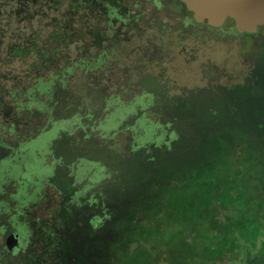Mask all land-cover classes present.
<instances>
[{
  "label": "rangeland",
  "instance_id": "rangeland-1",
  "mask_svg": "<svg viewBox=\"0 0 264 264\" xmlns=\"http://www.w3.org/2000/svg\"><path fill=\"white\" fill-rule=\"evenodd\" d=\"M117 7L127 22H87L86 33L77 26L68 32L70 40L83 39L96 50L75 52L71 41L70 50L55 57L23 58L15 53L19 35L0 39V227L19 232L23 244L17 258L0 245V264H251L241 262L238 252L212 249L206 239L201 245L192 231L215 217L236 219L232 209L240 204H234L232 189L255 188L242 176H252L245 162L264 150V27L238 35L213 32L208 43H200L198 51L208 47L209 62L220 71L210 72L208 82L201 74H172L163 61L160 71L168 73L156 75L145 59L146 74L133 75L128 67L136 57L130 56L138 49L131 37L140 34L142 41L148 33L134 32L131 20L170 13L150 8L147 0H122ZM103 48L109 57L97 62ZM177 62L191 65L184 57ZM68 65L71 73L57 75L31 68ZM105 67L112 69L98 73ZM39 80L48 88L40 90ZM192 80H198L194 89ZM124 104L129 111L107 123L106 115ZM45 132L48 141L40 139ZM28 138H35L33 149L45 147L49 171L39 175L33 199H19L25 178L1 170L9 160L24 171ZM84 161L88 170L79 174ZM176 219L174 237L156 245L158 253L147 259L144 239L152 233L161 239Z\"/></svg>",
  "mask_w": 264,
  "mask_h": 264
},
{
  "label": "flooded vegetation",
  "instance_id": "flooded-vegetation-1",
  "mask_svg": "<svg viewBox=\"0 0 264 264\" xmlns=\"http://www.w3.org/2000/svg\"><path fill=\"white\" fill-rule=\"evenodd\" d=\"M113 1H115L116 4L108 6L104 0H0V39L3 38L5 34L13 31L16 33V36L19 35L20 40L15 46V53H20L23 58L47 59L49 57H55L58 52L65 53V49L70 50V47L72 46L71 41L76 43L72 46L75 52L77 50L84 51L86 47L89 50H96L97 46L93 44L85 46V40L83 39H78L79 41H75L74 39L70 40L68 32H70L71 27L77 26L80 31L86 33L87 22H113L114 20H112V18L116 19L115 22H127L128 19L126 21L125 19H120V14L117 13V3L122 0ZM147 1L151 4L150 8H154V10L157 11L164 10L167 13H170V17L168 18L167 15L162 12H156V19L154 17L151 19H140L138 16H135V19L131 20V22H134L132 24L133 28L131 25L129 28L131 27L136 33L146 31L148 34L145 37L143 36L142 41L140 34H135L131 37L135 40L134 45L138 49V52L136 55L130 56L132 58L136 57V59L130 63V65L133 66L130 67L129 65L128 69H130L128 70V74H146V68L141 64V62H143L141 60L145 59V62L148 60L154 64L156 71L154 73L156 75L168 73V71H160L163 68L160 66L159 62L163 61V66H166L167 70L172 74H201L205 76V80L208 82L211 77L209 75L210 72L217 75L220 71L214 66L213 62H209L208 47L202 49L200 52L198 51L200 43H208L213 32H219L222 35L248 33L236 31L234 28V21L230 17H227L221 26L210 25L206 20L202 22L196 21L193 18V13L187 9L182 0H165V2H161L160 0ZM142 11V14H144V10ZM160 15H162L161 18L159 17ZM105 16L107 18H104ZM227 22H230L231 24L228 25V27H225ZM261 27H264V25L258 27L257 31ZM113 41L111 40L109 42L113 44ZM119 41H121V39H119ZM141 43H143L144 47L140 49ZM167 48H169V50ZM106 50L104 48L99 50L98 55L96 56L97 62H103L109 57L106 54ZM108 52H115V48ZM121 53V58L128 57V54H126L125 51H122ZM67 56L68 55L66 54L64 57ZM81 57L82 56L75 58ZM183 57L187 62H191L190 66H178L177 60ZM201 57L206 60L203 65H200L199 58ZM169 59L170 61H168ZM117 60L118 62L122 61H119V59ZM143 64L145 63L143 62ZM98 67V65H95L83 69L85 71L92 69L96 70ZM31 68L36 69L38 71L37 73L50 75L69 74L73 69L71 65L60 68L63 70H52L47 66H32ZM111 69V67H105L103 70L98 71V73L107 74ZM192 82L191 86L194 89L193 86L198 84V80H192ZM129 84L132 86L135 82H129ZM47 85H49L48 82L39 80L40 90L48 88ZM192 88H190V90H192ZM136 100L140 101L143 100V98L142 96H139ZM130 106L131 105L124 104L112 114L106 115L108 118L107 123L117 122V120L122 117L123 112L125 113L129 111ZM47 133L48 132L40 134V139L48 141ZM124 134L126 135L128 133ZM143 135L147 138L146 134ZM32 139L35 138H28V141L24 146V155L26 156L25 163H23L24 171L22 172L20 168L21 166H19L20 164H14L9 160L3 163L1 170L3 175L10 174L13 176L21 174V176L25 178V184L17 189V196L19 199H33V191L38 184L39 175L41 174V176H45L49 171L48 166L44 162L45 158L43 156V150H45V147L39 150L33 149L30 146V140ZM137 139L138 142L144 141V138L142 137H138ZM112 155L116 158L115 154ZM26 158H28V161H26ZM88 164L84 161L82 166L77 168L78 173L83 174L86 172L88 170ZM25 173H30V180H27L24 176ZM26 182H29V188H26ZM74 195L78 196L79 193L75 192ZM95 195L96 198L93 201L97 202L99 199L101 200L100 191L98 192V190H96ZM0 232L1 238L4 239V243L0 244L3 251L9 255H14L16 258L20 257L18 251L20 252V248L23 245L22 235L5 226L0 227ZM9 234H14L17 238V243L10 249H8L6 245V240ZM91 237L93 236L89 235L84 239L89 240Z\"/></svg>",
  "mask_w": 264,
  "mask_h": 264
},
{
  "label": "trees",
  "instance_id": "trees-1",
  "mask_svg": "<svg viewBox=\"0 0 264 264\" xmlns=\"http://www.w3.org/2000/svg\"><path fill=\"white\" fill-rule=\"evenodd\" d=\"M245 163L246 171H251L249 174L252 176L244 174L242 177L250 185L253 184L252 186L255 188L252 190L249 187L247 191L242 188L232 189L234 204H240L239 210L232 209V214L238 213V217L228 221H221L219 217H215L210 221H205V224H200L195 229L198 234L191 229H188L187 232L188 235L190 231L194 232L197 239L200 238L198 243L201 245H204L202 242L206 239L207 241L204 240L205 245L209 244L212 249L221 251L222 248H225L228 252H238L242 257L241 262L244 258V261L256 264L262 259L264 260V150L257 152L255 157L246 160ZM177 222V219L174 220L161 239L156 240L155 237H152V231L148 232L152 235L151 238L144 239V243H146L144 253H146L147 259L158 253L156 245H161L165 239L174 237L173 233L177 229ZM201 229L204 232H200ZM187 238V242H190L192 237L189 235Z\"/></svg>",
  "mask_w": 264,
  "mask_h": 264
},
{
  "label": "water",
  "instance_id": "water-1",
  "mask_svg": "<svg viewBox=\"0 0 264 264\" xmlns=\"http://www.w3.org/2000/svg\"><path fill=\"white\" fill-rule=\"evenodd\" d=\"M193 13L196 21H207L213 26H221L227 17L234 21L238 32L252 33L264 25V0H182ZM17 243L14 234L6 240L7 248Z\"/></svg>",
  "mask_w": 264,
  "mask_h": 264
}]
</instances>
